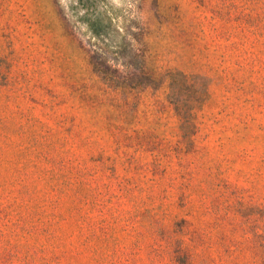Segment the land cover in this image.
I'll return each instance as SVG.
<instances>
[{"label":"rangeland","instance_id":"obj_1","mask_svg":"<svg viewBox=\"0 0 264 264\" xmlns=\"http://www.w3.org/2000/svg\"><path fill=\"white\" fill-rule=\"evenodd\" d=\"M104 3L127 67L78 0H0V264H264V0Z\"/></svg>","mask_w":264,"mask_h":264},{"label":"trees","instance_id":"obj_2","mask_svg":"<svg viewBox=\"0 0 264 264\" xmlns=\"http://www.w3.org/2000/svg\"><path fill=\"white\" fill-rule=\"evenodd\" d=\"M102 1L78 0L79 5L84 9L79 19L86 24L88 32L95 38L100 53L110 55L113 61L118 62L122 67H127L130 64L128 60L137 55L133 46V39H136L138 32L125 18L119 24L118 13L114 12L106 3L102 4ZM104 78L107 80L106 82L113 83V78L107 77V75ZM195 78L198 79L199 85L202 87L200 95L182 97L178 88V81L181 80V84L190 87L194 84ZM169 79V97L181 121L182 138L187 142H192L191 138L194 134L193 109L196 108L197 103L207 98L206 83L201 77H190L178 72L171 73Z\"/></svg>","mask_w":264,"mask_h":264}]
</instances>
